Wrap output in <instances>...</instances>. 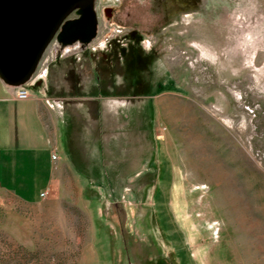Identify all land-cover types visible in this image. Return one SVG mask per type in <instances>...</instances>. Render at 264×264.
<instances>
[{"label":"rangeland","instance_id":"1","mask_svg":"<svg viewBox=\"0 0 264 264\" xmlns=\"http://www.w3.org/2000/svg\"><path fill=\"white\" fill-rule=\"evenodd\" d=\"M95 9L91 44L41 59L53 91L93 94L65 113L83 153L38 203L0 190V264H264V0ZM130 30L144 67L95 70Z\"/></svg>","mask_w":264,"mask_h":264},{"label":"crops","instance_id":"2","mask_svg":"<svg viewBox=\"0 0 264 264\" xmlns=\"http://www.w3.org/2000/svg\"><path fill=\"white\" fill-rule=\"evenodd\" d=\"M63 58L64 55L59 61L61 65L72 63ZM54 62L55 57L43 58L28 99H20L19 88L7 85L0 78V190L24 203L35 204L44 199L41 193L52 190L57 170L73 164L78 166L83 153L72 145L75 127L65 113L70 102L79 97L93 99V94L73 92L66 87L53 91L49 75ZM67 72L73 74L74 70ZM103 93L106 92H99V99L106 97ZM104 110L102 106L103 122L97 128L99 133L93 131L102 137L101 140L106 138L102 131L110 118ZM56 152L58 157L53 159Z\"/></svg>","mask_w":264,"mask_h":264},{"label":"water","instance_id":"3","mask_svg":"<svg viewBox=\"0 0 264 264\" xmlns=\"http://www.w3.org/2000/svg\"><path fill=\"white\" fill-rule=\"evenodd\" d=\"M95 0H0V78L13 87L29 82L57 37L64 45L97 36ZM75 13V18H69Z\"/></svg>","mask_w":264,"mask_h":264},{"label":"flooded vegetation","instance_id":"4","mask_svg":"<svg viewBox=\"0 0 264 264\" xmlns=\"http://www.w3.org/2000/svg\"><path fill=\"white\" fill-rule=\"evenodd\" d=\"M95 3H96V0L94 1V6H95ZM73 14H75V13H73ZM72 15H70L69 18L72 19V18H75L78 16L76 14L74 16H72ZM135 37H138L136 32L133 33V31L130 30L126 35V38L129 40V43L127 45H123L122 48H119V46L118 47L116 46V43H114V45L112 44L111 49L107 50L104 54H102V56L99 58V61H97V65H96L95 70L100 71L103 69L105 73H108V72H110V74H112L113 72L116 73L117 68H118L117 64H118L119 59H120V61L122 60V62H120V64L122 65V69H126V71H125L126 73L128 71L127 69H130V68H132V70H134V69L137 70L138 68L142 69L144 67V61H143V59L140 58L141 52L137 48L138 45L136 44V40H135L136 38ZM95 38L93 40H91L90 42H83L81 40H77V41H75L69 45H64L63 42L59 41V39L57 37H56V40L58 41L59 46L64 48V49L70 48L73 46H76V48L79 49V48H82V47H85V46L91 44L95 40ZM130 42L133 44H136V45H132ZM114 46H116V47H114ZM84 64H83V66H84ZM84 68H88V67L85 66ZM125 72H124V74H125ZM134 94H138L137 89L135 90Z\"/></svg>","mask_w":264,"mask_h":264},{"label":"built area","instance_id":"5","mask_svg":"<svg viewBox=\"0 0 264 264\" xmlns=\"http://www.w3.org/2000/svg\"><path fill=\"white\" fill-rule=\"evenodd\" d=\"M52 54H54V52H52L51 55ZM47 57L50 58L51 56L48 54ZM36 72H35V74L33 75L32 79L29 82H27L23 86L18 87L19 88L18 97L20 99H28L30 97V95H31V87H32V84L34 83V80H35L34 77L36 76ZM57 157H58V155H57V152H56L55 154H53V159H57ZM50 192H51L50 190H46V191L42 192L41 193L42 198H46L50 194Z\"/></svg>","mask_w":264,"mask_h":264}]
</instances>
